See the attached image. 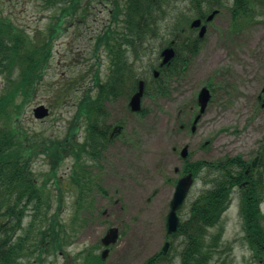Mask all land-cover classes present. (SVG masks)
Returning <instances> with one entry per match:
<instances>
[{"label": "rangeland", "instance_id": "374dc122", "mask_svg": "<svg viewBox=\"0 0 264 264\" xmlns=\"http://www.w3.org/2000/svg\"><path fill=\"white\" fill-rule=\"evenodd\" d=\"M109 1L81 0V5L91 8L87 19H79V24L74 23L56 34L52 56L36 95L20 118L21 127L30 136L63 139L82 91H71L66 98H58L55 90L74 75L86 88L96 67L101 78H105L107 56L100 53L97 65V57L94 58L89 49L93 31L109 20ZM232 1H219L221 7L216 6L219 13L208 23L199 51L189 59L181 75L170 80L166 95L142 99L143 115H127L123 99L107 104L108 121H124L125 131L100 157L83 159L93 172L91 193L80 202L86 206L91 203L88 210L77 209L76 189L69 180L74 160L64 154L57 166L60 192L49 183L50 189L46 190L51 193L49 199L41 200L40 209L30 208L25 212L18 233L23 235L29 231V222L35 215L32 228L38 224L36 228L46 230L45 241L51 236L47 231L49 224L38 222L48 202L47 218L56 221L55 229L60 236H65V241L60 249L48 255L33 251L19 264H77L75 257L87 249L100 254L101 248L97 245L111 226L119 228V239L103 264H142L158 253L167 240L164 217L182 167L179 150L183 146H187L191 162L212 163L236 156L251 161L255 157L264 137V108L258 100L260 94L264 98V18L257 17L237 27L232 25L228 11ZM50 10L51 4L46 0H0V13L30 35L46 28ZM166 12L169 15L159 22L158 36L151 38L154 63L159 46L173 35L169 29L176 19L194 14L187 0H179ZM148 61L146 58L136 66L139 74L144 72ZM3 84L4 78L0 76V90ZM203 86L208 88L210 99L195 131L190 132L189 127L179 130L181 123L191 122L197 109L196 96ZM39 104L50 110L43 120L34 119L32 114ZM48 163L42 153L32 159L31 165L40 175L48 171ZM204 175L205 170L201 172V179L194 180L178 211L181 221L186 219L191 201L208 187L203 182ZM239 196L235 187L220 222L208 230L206 242L222 228L221 240L210 264H261L253 258L244 237ZM260 209L264 213V201ZM182 238L176 236L168 240L172 241V246L169 244L163 264H180Z\"/></svg>", "mask_w": 264, "mask_h": 264}, {"label": "trees", "instance_id": "16d2710c", "mask_svg": "<svg viewBox=\"0 0 264 264\" xmlns=\"http://www.w3.org/2000/svg\"><path fill=\"white\" fill-rule=\"evenodd\" d=\"M46 1L51 4L49 20L46 28L34 35L0 13V76L4 78L0 90V264H19L23 257H28L33 251L48 255L50 251L62 247L65 236H60L55 229L56 221L47 218L50 208L48 202L38 220L49 224L47 231L51 232V236L46 241V230L36 228L38 224L32 228L36 221L35 215L29 222L28 232L20 235L18 231L22 229L25 212L30 208L40 209L41 200L49 199L51 193L46 192L50 189L49 183L56 192H60L57 166L64 154L74 160L69 180L76 189L77 209L88 210L91 206V203L89 206L80 203L84 196L89 197L92 179V173L83 159H96L114 135L110 125L106 124L109 112L105 102L127 98L135 91L136 81L140 78L136 66L151 55V45H154L151 38L158 36L159 22L166 20V8L171 7L175 0L112 3L109 20L103 22L90 36V54L95 58L103 53L108 58L109 72L106 78H101L96 67L86 88L74 75L55 90L58 98H66V94L71 91H82L63 139L30 136L21 127L20 118L36 95L38 84L52 56L56 34L74 23L79 24L80 20L85 21L91 8L81 5V0ZM89 1L91 3L93 0ZM201 2L190 0L197 14L200 12L204 16ZM228 11L232 25L237 27L257 17L264 18V0H233ZM176 20L169 29L173 37L178 36L175 42L176 56L168 67L160 70L157 79L146 81L145 96L155 98L166 95L169 80L180 76L189 58L198 51L200 40L188 29L190 18L180 16ZM96 64L99 65L98 60ZM153 65L148 61L144 71L147 72L148 66ZM80 130L83 131V138L79 140L76 134ZM42 153L48 158L50 167L39 175L32 169L31 162ZM257 155L259 160L256 169H251L250 162L239 156L212 163L191 162L188 159L183 162L182 172H192L195 178L201 179V172L205 170L203 182L208 187L191 201L188 215L178 227L177 234L183 237L180 264H210L219 236H212L211 242L206 243L205 235L209 228L218 224L221 214L229 205L231 191L242 181H247L240 196L245 239L253 257L264 261V214L259 209L264 200V137ZM57 195L52 194L55 197ZM79 258L80 264H101L93 251L85 252ZM164 259L158 253L143 264H163Z\"/></svg>", "mask_w": 264, "mask_h": 264}, {"label": "water", "instance_id": "95a60500", "mask_svg": "<svg viewBox=\"0 0 264 264\" xmlns=\"http://www.w3.org/2000/svg\"><path fill=\"white\" fill-rule=\"evenodd\" d=\"M216 13V11H214L208 18L207 20H210L213 15ZM200 24V20H195L191 23V27H197ZM205 31V27H202L199 31V36L202 37ZM161 55L163 56V60L162 63L167 62L169 59H171L173 57V51L170 48H167L165 50H163L161 52ZM157 75V74H155ZM142 93H143V83L139 82L138 83V91L132 95V97L130 98L129 101V106L131 108L132 111H138L140 109V99L142 97ZM210 98V94L209 91L206 87H203L200 89L199 93H198V105H199V112L196 115V117L193 120V124L191 126V131H194L195 129V123L197 122V120L199 119L200 115L202 114V112L204 111L206 104L208 102ZM33 115L34 118L36 119H43L48 115V109L44 106V105H38L36 108L33 109ZM181 157L185 158L187 155V147L182 148L181 152H180ZM256 161V158L254 159L252 165L254 166ZM192 174L188 173L186 175H184L183 177L179 178L175 184L174 187V192L172 195L171 200L169 201V211L165 217V229L167 234H174L176 232L177 229V225H178V217L176 215V211L181 207L186 194L192 184ZM117 239V229L116 228H110L105 237L102 239V243L104 245H109L110 243H114ZM168 244L165 243L164 247H163V252L165 253L166 248H167ZM107 255V250H104L101 254V257L104 259Z\"/></svg>", "mask_w": 264, "mask_h": 264}, {"label": "flooded vegetation", "instance_id": "af4514ba", "mask_svg": "<svg viewBox=\"0 0 264 264\" xmlns=\"http://www.w3.org/2000/svg\"><path fill=\"white\" fill-rule=\"evenodd\" d=\"M115 1H117V0H110L109 2H115ZM121 1H124V0H121ZM110 11V10H109ZM159 61H160V59H159ZM258 99H260V98H258ZM109 102H106V104H108ZM129 112V111H128ZM127 115H135L134 113H131V112H129ZM123 123H125V122H123V121H121V120H116V121H111L109 124H110V129H111V133H112V130H113V127H115V126H119V127H121V131L119 132V133H116V130H115V133H114V135L111 137V139H110V141L105 145V149H107L110 145H112L115 141H117V140H119L120 138H121V136H122V132H123V130H124V128H125V125H123ZM122 124V125H121ZM116 134V135H115ZM112 135V134H111ZM104 149V150H105Z\"/></svg>", "mask_w": 264, "mask_h": 264}]
</instances>
